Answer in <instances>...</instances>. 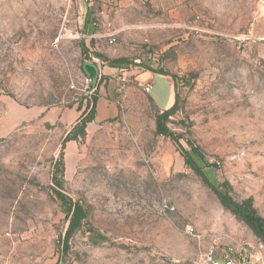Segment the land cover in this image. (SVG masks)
I'll return each instance as SVG.
<instances>
[{
    "label": "rangeland",
    "instance_id": "obj_1",
    "mask_svg": "<svg viewBox=\"0 0 264 264\" xmlns=\"http://www.w3.org/2000/svg\"><path fill=\"white\" fill-rule=\"evenodd\" d=\"M63 27L88 38L55 44ZM145 71L175 78L171 136ZM98 91L116 113L67 140ZM192 147L264 217V0H0V264H208L214 241L221 256L259 240ZM69 203L86 217L66 244Z\"/></svg>",
    "mask_w": 264,
    "mask_h": 264
},
{
    "label": "trees",
    "instance_id": "obj_2",
    "mask_svg": "<svg viewBox=\"0 0 264 264\" xmlns=\"http://www.w3.org/2000/svg\"><path fill=\"white\" fill-rule=\"evenodd\" d=\"M96 56L102 57L97 54ZM110 63L114 65L123 64V61H111ZM172 82L174 86V91L176 88L175 78L172 77ZM92 109L89 115L82 117L81 122H78L74 125L72 130L69 132L67 140L76 139L78 137H83L85 135V126L88 122L92 121L95 117L96 113V97L92 99ZM176 108V102L174 101L168 108L161 111V113L156 118V132L157 134L164 136H171L172 134L167 129L165 125V121L168 116L171 115ZM197 151L192 147L191 151L188 152V159L186 160L187 164L193 170L199 172V174L205 179V181L209 184L212 191L217 196L219 202L227 209L230 213L235 215L239 220H241L248 228L251 230L252 234L264 243V217H262L255 207L253 206L252 198H245L241 201L234 200L227 192L220 189L219 185L210 184L207 180V177L202 173V167L199 165L197 161ZM60 172H63V165L59 169ZM54 184L61 186V182L56 180V177L52 178ZM226 186V184H224ZM223 186V185H220ZM60 201L64 204L66 203V197L62 194L58 193ZM68 226L66 229L65 242L67 244L68 238L76 231L78 227H80L83 219L86 217L85 211L81 205L75 203H69L68 207Z\"/></svg>",
    "mask_w": 264,
    "mask_h": 264
},
{
    "label": "built area",
    "instance_id": "obj_3",
    "mask_svg": "<svg viewBox=\"0 0 264 264\" xmlns=\"http://www.w3.org/2000/svg\"><path fill=\"white\" fill-rule=\"evenodd\" d=\"M92 25L95 26L96 24L93 23ZM107 25H109V23ZM107 36L109 42L113 43V34H108ZM86 38H88V35L83 29L63 27L55 37L54 42L58 44L63 40H84ZM99 77L100 75L98 74L96 80H98ZM92 80L91 76H85L83 79L85 85L90 87V91L93 90L91 88ZM141 87L145 92H148L151 85L145 83L141 85ZM205 259L208 264H264V243L260 240H256L254 243H247L239 247H229L221 251V256H217L216 241H214L213 245H211L205 253Z\"/></svg>",
    "mask_w": 264,
    "mask_h": 264
},
{
    "label": "crops",
    "instance_id": "obj_4",
    "mask_svg": "<svg viewBox=\"0 0 264 264\" xmlns=\"http://www.w3.org/2000/svg\"><path fill=\"white\" fill-rule=\"evenodd\" d=\"M103 8H104L103 11L105 13V11L108 9V5L104 4ZM104 68L105 67L98 68L97 72L100 76H101V74H109V73H114L117 70H121L118 67H110L109 71H105ZM131 73L133 74V72H131ZM156 77L162 79L165 82V86H166V93L168 95V98H167V101L165 102L163 108L160 107L159 105H157L154 96L151 95V92L154 89L153 81ZM135 78L137 79L136 81H137V84L139 86H141L145 83H149L151 85V88L149 89L148 92H145V91L143 92V96H147L148 98H150L152 103L154 104V106L157 109L162 111V110L168 108L172 104V102L174 100V86H173L172 80L168 76L163 75V74H159V73H150L149 71H145V72H138V75H136ZM106 96H107L106 94L103 95V93H101V91H98V96L96 98V113H95L94 120L101 121V120L106 119L108 116H113L116 113L115 108L111 107L110 104L109 105L105 104V97ZM108 99H110V97Z\"/></svg>",
    "mask_w": 264,
    "mask_h": 264
}]
</instances>
